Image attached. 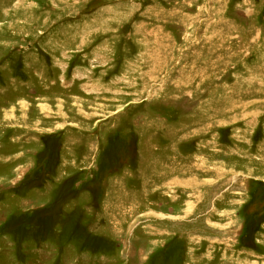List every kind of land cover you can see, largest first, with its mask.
<instances>
[{"label": "rangeland", "instance_id": "obj_1", "mask_svg": "<svg viewBox=\"0 0 264 264\" xmlns=\"http://www.w3.org/2000/svg\"><path fill=\"white\" fill-rule=\"evenodd\" d=\"M0 264H264V0H0Z\"/></svg>", "mask_w": 264, "mask_h": 264}]
</instances>
